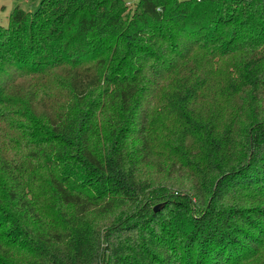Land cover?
Segmentation results:
<instances>
[{
  "label": "trees",
  "instance_id": "16d2710c",
  "mask_svg": "<svg viewBox=\"0 0 264 264\" xmlns=\"http://www.w3.org/2000/svg\"><path fill=\"white\" fill-rule=\"evenodd\" d=\"M128 3L0 24V264H264V0Z\"/></svg>",
  "mask_w": 264,
  "mask_h": 264
},
{
  "label": "rangeland",
  "instance_id": "374dc122",
  "mask_svg": "<svg viewBox=\"0 0 264 264\" xmlns=\"http://www.w3.org/2000/svg\"><path fill=\"white\" fill-rule=\"evenodd\" d=\"M125 1L134 2L133 0ZM39 4L40 0H0V24L8 23V15L15 7L20 6L25 11H35ZM146 175L151 178L152 183H161L172 187L173 191L192 192L193 194V181L183 174L168 175L166 172H157L154 168H148ZM5 179V175L0 172V181ZM18 258L20 259L19 254ZM21 259H25V256L21 255Z\"/></svg>",
  "mask_w": 264,
  "mask_h": 264
},
{
  "label": "water",
  "instance_id": "95a60500",
  "mask_svg": "<svg viewBox=\"0 0 264 264\" xmlns=\"http://www.w3.org/2000/svg\"><path fill=\"white\" fill-rule=\"evenodd\" d=\"M163 206H164V204H158V205L155 206L154 210H155V211H158V210H160Z\"/></svg>",
  "mask_w": 264,
  "mask_h": 264
},
{
  "label": "built area",
  "instance_id": "2783aa9c",
  "mask_svg": "<svg viewBox=\"0 0 264 264\" xmlns=\"http://www.w3.org/2000/svg\"><path fill=\"white\" fill-rule=\"evenodd\" d=\"M128 4H130V2Z\"/></svg>",
  "mask_w": 264,
  "mask_h": 264
},
{
  "label": "crops",
  "instance_id": "0c3cea01",
  "mask_svg": "<svg viewBox=\"0 0 264 264\" xmlns=\"http://www.w3.org/2000/svg\"><path fill=\"white\" fill-rule=\"evenodd\" d=\"M134 1V0H133Z\"/></svg>",
  "mask_w": 264,
  "mask_h": 264
}]
</instances>
